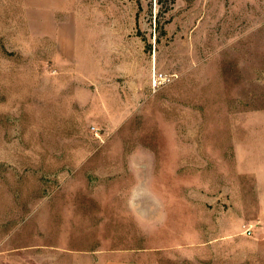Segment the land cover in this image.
Instances as JSON below:
<instances>
[{
    "label": "rangeland",
    "instance_id": "rangeland-1",
    "mask_svg": "<svg viewBox=\"0 0 264 264\" xmlns=\"http://www.w3.org/2000/svg\"><path fill=\"white\" fill-rule=\"evenodd\" d=\"M26 5L0 0V264H264V0H68L62 56Z\"/></svg>",
    "mask_w": 264,
    "mask_h": 264
},
{
    "label": "crops",
    "instance_id": "crops-1",
    "mask_svg": "<svg viewBox=\"0 0 264 264\" xmlns=\"http://www.w3.org/2000/svg\"><path fill=\"white\" fill-rule=\"evenodd\" d=\"M68 0H27L29 15L30 38L38 37L50 39L54 42L55 53L59 56L67 53V34L63 31L64 23L56 19V14L66 9ZM59 22V23H58ZM106 264H144L140 261H131L128 258L108 260Z\"/></svg>",
    "mask_w": 264,
    "mask_h": 264
},
{
    "label": "built area",
    "instance_id": "built-area-1",
    "mask_svg": "<svg viewBox=\"0 0 264 264\" xmlns=\"http://www.w3.org/2000/svg\"><path fill=\"white\" fill-rule=\"evenodd\" d=\"M244 232H246L247 234L251 233V227L250 226H245L244 227Z\"/></svg>",
    "mask_w": 264,
    "mask_h": 264
}]
</instances>
